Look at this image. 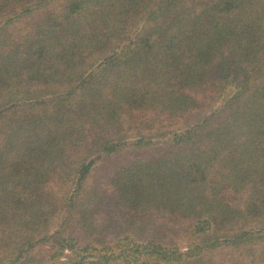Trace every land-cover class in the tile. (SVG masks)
<instances>
[{
    "label": "trees",
    "instance_id": "16d2710c",
    "mask_svg": "<svg viewBox=\"0 0 264 264\" xmlns=\"http://www.w3.org/2000/svg\"><path fill=\"white\" fill-rule=\"evenodd\" d=\"M0 264H264V0H0Z\"/></svg>",
    "mask_w": 264,
    "mask_h": 264
}]
</instances>
